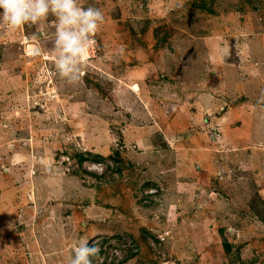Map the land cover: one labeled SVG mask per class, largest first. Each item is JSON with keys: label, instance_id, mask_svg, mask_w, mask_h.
<instances>
[{"label": "rangeland", "instance_id": "obj_1", "mask_svg": "<svg viewBox=\"0 0 264 264\" xmlns=\"http://www.w3.org/2000/svg\"><path fill=\"white\" fill-rule=\"evenodd\" d=\"M80 3L78 83L54 17L0 31V264H264V0Z\"/></svg>", "mask_w": 264, "mask_h": 264}, {"label": "clouds", "instance_id": "obj_2", "mask_svg": "<svg viewBox=\"0 0 264 264\" xmlns=\"http://www.w3.org/2000/svg\"><path fill=\"white\" fill-rule=\"evenodd\" d=\"M0 31L25 27L42 30L49 17H54L52 41L54 66L58 76L68 84L78 83L95 45V36L104 23L102 11L81 5L80 0H0ZM37 46L31 55L40 54ZM70 264H94L102 261L96 243L83 240L72 248Z\"/></svg>", "mask_w": 264, "mask_h": 264}, {"label": "built area", "instance_id": "obj_3", "mask_svg": "<svg viewBox=\"0 0 264 264\" xmlns=\"http://www.w3.org/2000/svg\"><path fill=\"white\" fill-rule=\"evenodd\" d=\"M28 39V38H27ZM99 239L100 238H98V239H95V241L93 242V243H97V245H98V247H99V249H100V253H99V255H100V257L102 258V261H101V264H104V263H108V264H112V263H114V260H115V258H122V253L123 252H120L119 251V249L118 248H115V249H113L114 251L112 252V255H110L108 258L105 256V251H106V248H107V246L105 245H101V244H104V243H98V241H99ZM124 259V256H123V258L120 260V261H122ZM119 261V262H120ZM97 262V261H96ZM119 262H117V263H119Z\"/></svg>", "mask_w": 264, "mask_h": 264}, {"label": "trees", "instance_id": "obj_4", "mask_svg": "<svg viewBox=\"0 0 264 264\" xmlns=\"http://www.w3.org/2000/svg\"><path fill=\"white\" fill-rule=\"evenodd\" d=\"M224 246H226L227 250H230V249H228V248H230V246L227 243H225ZM124 260L125 259H123L122 261H120L118 264H123Z\"/></svg>", "mask_w": 264, "mask_h": 264}, {"label": "crops", "instance_id": "obj_5", "mask_svg": "<svg viewBox=\"0 0 264 264\" xmlns=\"http://www.w3.org/2000/svg\"><path fill=\"white\" fill-rule=\"evenodd\" d=\"M223 57H224V56H221V57L219 56V57L217 58L218 62H219V59H220V58H221L222 60H224ZM187 87H188V86H187ZM189 87H190V86H189ZM193 87H195V86H193ZM198 88H200V86H199ZM199 98H201V97L199 96ZM87 239H88V237L86 238V240H87Z\"/></svg>", "mask_w": 264, "mask_h": 264}]
</instances>
